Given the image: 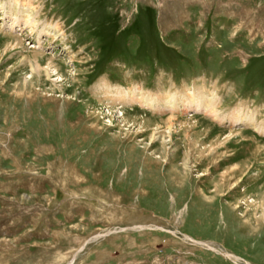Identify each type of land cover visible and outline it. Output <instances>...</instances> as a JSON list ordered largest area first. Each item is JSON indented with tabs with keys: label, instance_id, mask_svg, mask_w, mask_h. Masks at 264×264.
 <instances>
[{
	"label": "rangeland",
	"instance_id": "1",
	"mask_svg": "<svg viewBox=\"0 0 264 264\" xmlns=\"http://www.w3.org/2000/svg\"><path fill=\"white\" fill-rule=\"evenodd\" d=\"M0 264H264V0H0Z\"/></svg>",
	"mask_w": 264,
	"mask_h": 264
}]
</instances>
